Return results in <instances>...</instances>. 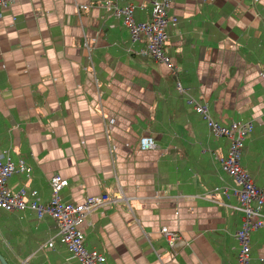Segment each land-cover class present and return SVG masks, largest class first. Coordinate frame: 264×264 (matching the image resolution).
I'll list each match as a JSON object with an SVG mask.
<instances>
[{"label": "crops", "instance_id": "crops-1", "mask_svg": "<svg viewBox=\"0 0 264 264\" xmlns=\"http://www.w3.org/2000/svg\"><path fill=\"white\" fill-rule=\"evenodd\" d=\"M127 4L135 21L150 19L151 0H11L2 10L0 152L29 168L6 185L45 203L57 174L63 201L113 199L80 224L104 264H235L242 213L220 192L233 185L220 166L230 140L186 94L220 126L252 121L239 161L264 187V0H171L173 73L112 12ZM143 136L152 147L139 148ZM160 229L181 242L169 248ZM58 239L48 216L0 208L6 264H79ZM248 264H264L263 228L249 233Z\"/></svg>", "mask_w": 264, "mask_h": 264}, {"label": "built area", "instance_id": "built-area-1", "mask_svg": "<svg viewBox=\"0 0 264 264\" xmlns=\"http://www.w3.org/2000/svg\"><path fill=\"white\" fill-rule=\"evenodd\" d=\"M11 0H0V17L2 10ZM171 0H151L150 19L148 21H135L133 19L134 6L127 4L122 7H113L112 12L119 16L122 24L127 29L130 39L137 40L144 37L145 47L142 50L144 55L150 56L160 64H164L173 73V66L170 64V57L164 47L165 27L168 23L173 24L175 17L168 15V8ZM78 8H84L79 6ZM179 91L182 89L176 84ZM186 102L193 110L207 120L210 132L214 136H224L230 140L226 155L220 159V166L223 172L232 179L233 185L222 187L223 195H231L237 201L236 209L242 213L240 226L234 232L237 242L235 264H248L249 262V233L258 228L264 229V187L254 185L248 174L240 166V152L244 139L252 130V121L230 122L227 126H220L211 121L205 105L198 104L186 94ZM140 149H147L153 146L151 137H140L138 140ZM15 172L22 173L28 177L29 168L23 160L18 159L13 163L7 150L0 152V208L33 211L38 219L48 216L57 227L58 241L66 247L71 256L79 264H104V255L95 250L87 249L84 246L83 234L80 224L85 213L100 207L104 203L114 202L106 194L91 195L85 197L82 202L72 203L63 201L59 197L60 190L66 186V179L57 174L48 178L50 196L47 202L41 203L34 190L26 192L23 188L11 191L7 185V179ZM219 188L214 187L205 195L217 192ZM169 248L181 242L180 235L175 231L159 230Z\"/></svg>", "mask_w": 264, "mask_h": 264}, {"label": "water", "instance_id": "water-1", "mask_svg": "<svg viewBox=\"0 0 264 264\" xmlns=\"http://www.w3.org/2000/svg\"><path fill=\"white\" fill-rule=\"evenodd\" d=\"M0 264H6V261L4 260V258L0 255Z\"/></svg>", "mask_w": 264, "mask_h": 264}]
</instances>
